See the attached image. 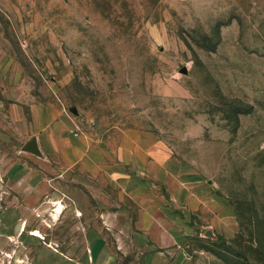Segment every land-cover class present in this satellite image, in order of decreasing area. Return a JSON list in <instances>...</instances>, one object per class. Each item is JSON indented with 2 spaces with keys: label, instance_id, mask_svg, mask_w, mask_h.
I'll use <instances>...</instances> for the list:
<instances>
[{
  "label": "rangeland",
  "instance_id": "374dc122",
  "mask_svg": "<svg viewBox=\"0 0 264 264\" xmlns=\"http://www.w3.org/2000/svg\"><path fill=\"white\" fill-rule=\"evenodd\" d=\"M48 107L105 172L22 151ZM0 264H264V0H0Z\"/></svg>",
  "mask_w": 264,
  "mask_h": 264
},
{
  "label": "crops",
  "instance_id": "0c3cea01",
  "mask_svg": "<svg viewBox=\"0 0 264 264\" xmlns=\"http://www.w3.org/2000/svg\"><path fill=\"white\" fill-rule=\"evenodd\" d=\"M73 126V117H71L64 109L60 110L56 107L46 108L44 110L35 109V132L32 137H36L38 145L42 152V157L30 154L34 161L38 159L43 164L48 165L49 169L56 173L67 174L74 168H79L82 172L89 175H98L105 172L106 166L105 161V150L102 144L98 140H94L91 137L83 136L75 138L70 134V130ZM31 137V138H32ZM133 147L124 152L120 150V162L123 163L121 170L118 173H122L121 177L123 179L129 180L131 178L130 171H135L134 163V144ZM108 150V149H107ZM153 163H156L157 167L164 168L166 164V159L164 157L153 156ZM41 164V165H43ZM38 172H41L35 167L30 169V174L28 173L27 178L31 181L32 188H39L41 186H52L56 178L50 179L42 177ZM24 174V173H23ZM162 174V173H161ZM25 178V175L23 176ZM33 203H35V193L33 197ZM167 199L164 197L163 201L161 198L159 200H154L149 203L147 209L144 210V217L148 218H159L162 211L167 209ZM22 206V205H21ZM62 204H57L53 216H57L60 212ZM32 216L35 217V205L33 206ZM16 218H24L23 207L18 208L16 206L15 210ZM20 212V213H18ZM159 213V214H157ZM21 230L15 232L19 237L24 234V223L21 224ZM35 236V233H30ZM11 235H7L8 239L11 241ZM47 249L54 255L60 257L62 261H67L69 259L65 254L61 253L53 246L47 245ZM60 259V260H61Z\"/></svg>",
  "mask_w": 264,
  "mask_h": 264
},
{
  "label": "water",
  "instance_id": "95a60500",
  "mask_svg": "<svg viewBox=\"0 0 264 264\" xmlns=\"http://www.w3.org/2000/svg\"><path fill=\"white\" fill-rule=\"evenodd\" d=\"M184 73L187 72L186 68H183L182 70ZM70 112L73 113L74 115H78V110H77V107L73 106L70 108ZM22 151L23 152H27V153H30V154H33L35 156H38V157H42V152L40 150V147L38 145V141H37V138L36 137H32L23 147H22ZM206 236L208 237H212L213 236V233L208 230L206 232Z\"/></svg>",
  "mask_w": 264,
  "mask_h": 264
},
{
  "label": "built area",
  "instance_id": "2783aa9c",
  "mask_svg": "<svg viewBox=\"0 0 264 264\" xmlns=\"http://www.w3.org/2000/svg\"><path fill=\"white\" fill-rule=\"evenodd\" d=\"M70 134L75 138H79L84 134L82 123L76 119V116L73 117V126L70 130Z\"/></svg>",
  "mask_w": 264,
  "mask_h": 264
}]
</instances>
